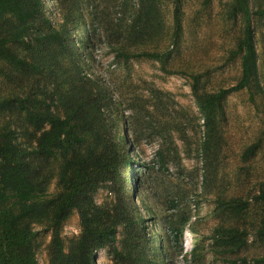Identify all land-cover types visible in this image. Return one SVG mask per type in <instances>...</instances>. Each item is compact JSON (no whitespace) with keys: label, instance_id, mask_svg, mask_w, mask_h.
<instances>
[{"label":"rangeland","instance_id":"374dc122","mask_svg":"<svg viewBox=\"0 0 264 264\" xmlns=\"http://www.w3.org/2000/svg\"><path fill=\"white\" fill-rule=\"evenodd\" d=\"M234 1L179 0L176 29V0H42L56 27L68 11H72L71 18L79 13L84 16L71 25L79 37L88 28L93 30V58L84 57L89 74L106 80L120 95L126 118L134 110L122 133L134 142L135 150L126 146L132 159L147 165L144 168L136 162L130 171L135 180L134 200L145 219L148 257L155 259L157 253L166 264H253L255 257L264 256V239L255 235L261 217L256 204L238 216L218 207L221 199H251L264 180V26L255 14L258 74L249 88L232 91L222 99L215 136L208 143L211 148L206 154L202 151L209 134L196 93L216 92L241 78V60L233 51L242 34L243 17L233 12ZM149 2L157 22L146 26L139 37H131L132 16ZM249 3L256 9L264 0ZM119 48L132 53L160 52L162 58H115ZM6 70L9 77L0 75V95L20 93L29 80L8 66ZM253 143L259 145L256 152L245 155ZM43 171L50 175L48 191L52 192L57 167ZM140 173L141 178L135 179ZM95 199L98 204L114 203L110 183L97 190ZM221 225L247 228L248 244L233 251L216 241L214 234ZM178 227L183 232L175 238L171 230ZM35 228L39 230L35 240L38 262L52 264V233L41 224ZM131 232L126 225L118 227L114 243L118 251L139 243ZM81 233L80 215L74 210L61 229L65 254ZM113 250L112 245L98 249L96 262L114 264Z\"/></svg>","mask_w":264,"mask_h":264},{"label":"trees","instance_id":"16d2710c","mask_svg":"<svg viewBox=\"0 0 264 264\" xmlns=\"http://www.w3.org/2000/svg\"><path fill=\"white\" fill-rule=\"evenodd\" d=\"M178 2L174 10L176 29ZM238 11L243 29L233 56L240 57L241 78L216 92L196 93L208 126L209 136L202 144L204 154L215 136L222 99L232 91L249 88L258 74L253 15L264 26V3L253 9L249 0H235L233 12ZM71 14L68 11L61 26L56 27L42 0H0V75L9 77L8 66L29 80L20 93L0 95V264H39L35 253L39 230L35 224L52 233V264H98L96 251L108 245L114 248V264H166L157 253L155 259L148 257L145 219L134 200L135 180L130 171L136 162L147 166L144 161L132 159L126 146L135 150L134 142L122 133L134 110L126 118L120 95L106 80L89 74L84 57H92L93 30L88 28L82 37L76 35L71 23L84 16L79 13L71 18ZM157 20L149 2L132 16L129 35L139 37ZM136 56L162 58L160 52L116 49L115 58ZM258 146L250 145L245 155L254 154ZM54 165L57 181L51 192L50 175L43 169ZM139 178L141 173L135 176ZM108 183L115 201L112 205L98 204L95 193ZM252 203L261 212L255 235L263 240L264 180L251 199H221L218 207L238 216L249 211ZM74 210L80 215L82 233L65 254L61 229ZM121 224L130 228V235L139 241L124 251L114 247ZM182 228L172 229L171 235L178 238ZM249 232L236 225H221L214 239L235 251L248 244ZM253 264H264V256L255 257Z\"/></svg>","mask_w":264,"mask_h":264}]
</instances>
